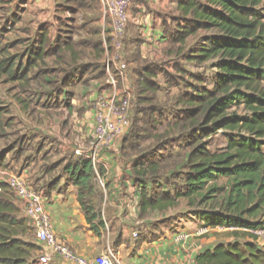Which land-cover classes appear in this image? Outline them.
<instances>
[{"label":"trees","instance_id":"16d2710c","mask_svg":"<svg viewBox=\"0 0 264 264\" xmlns=\"http://www.w3.org/2000/svg\"><path fill=\"white\" fill-rule=\"evenodd\" d=\"M59 1L72 16L100 4L98 0ZM176 12L172 18L174 31L166 30L165 34L169 35V45L177 48L171 52L169 46L167 55L179 58L182 46L204 33L185 62L197 66L209 63L214 73L209 82L190 74V80H186V72L177 62L173 66L177 75L171 74L165 65L147 60L137 69L128 68L134 103L120 154L124 159L136 157L128 176L137 193L135 215L142 221L152 213L162 214L184 203L186 213L201 227L222 229L230 240L198 253L194 264H264V244L257 243L250 233L264 226V0H178ZM68 19L67 29L61 32L62 27L59 28L57 48L44 34L46 28H41L25 54L24 63L20 56L6 55L7 51L0 48V78L7 83L24 82L32 70L46 66L48 57L54 58L56 69L60 68L61 89L67 87L70 73L84 77L92 70L96 72L94 79L105 78L104 66L77 64L86 58L83 52L82 56L79 54L82 48H92L101 56V40L73 41V22ZM82 26L87 27L86 23ZM92 34L99 35V30ZM122 43L125 57L138 64V32L133 30ZM159 75L168 87L184 90L174 99L178 112L173 116L172 130L162 133L158 129L166 114L157 100ZM8 125L0 110V139H7ZM172 133L182 138L183 153L175 160L170 157L171 162L166 165L155 154L161 148L165 151L168 143L173 142L168 140ZM218 134L225 139V147L210 151L208 141ZM25 142L24 136H16L0 149V171L9 168L8 155L12 154V161L24 157ZM146 143L149 146L144 148ZM168 149L172 156V148ZM44 173L50 178L36 180L35 185L41 187L35 190L49 198L52 194H66L69 187L75 188L88 228L100 238L106 231L96 203L101 199L98 179L106 174L103 165L70 154L47 167ZM20 211L12 192L0 183V264H35L40 247L33 242V230L19 218ZM121 235L117 234L114 246ZM155 239L158 238L140 235L134 243L139 248Z\"/></svg>","mask_w":264,"mask_h":264},{"label":"rangeland","instance_id":"374dc122","mask_svg":"<svg viewBox=\"0 0 264 264\" xmlns=\"http://www.w3.org/2000/svg\"><path fill=\"white\" fill-rule=\"evenodd\" d=\"M45 1L46 0H0V48L7 51L6 55L20 56L24 63L27 50L30 48L33 41L37 39V34L41 31L40 29L44 27L46 28L44 34L51 45L56 49V37L59 28L62 27L61 32L67 29L66 24L69 23V17L73 22L70 23L73 25L70 29V33L74 35L73 41L84 42L87 39L95 42L100 39L102 43L105 39L107 46L110 45L111 41L108 38L109 22L102 20V7L100 4H98L97 7L91 11L92 13L90 12L88 14L89 17L85 19L81 15L72 16L70 13H67L66 9L58 5L63 3L59 0H48L51 3V8H44L42 7L43 3L40 2ZM128 1L129 25L130 14L135 15L133 6L136 4L133 2L136 1ZM160 3H162L164 7L161 11L158 9L161 12L160 16L163 15L167 19L171 18V24L170 26L167 24L165 25L164 32L166 33L167 30V33L171 31L173 33L175 22L172 20L174 17V6L172 5V1L171 10L169 11V3ZM145 9L148 11L147 7ZM84 23H86L87 26L85 28L82 26ZM89 23H91L90 26ZM95 30H99V35L92 34ZM204 35L206 34L199 33L197 37L189 39L186 44L182 46V52L179 58L173 55L170 57L167 55V50L170 48L169 46H171V52H174L177 48L176 46L169 45L170 41H168L163 49L159 48L154 52L156 57L153 56L152 59L147 61L160 66L165 65L167 70L174 75H177V73H175L173 66L174 62H177L176 64L186 72L184 76L186 80H190V74L198 75L204 78L205 81L211 82L214 70L210 68L209 63L197 66L185 62V58L189 54V51L191 52L200 44V37ZM123 40L124 37L122 41ZM82 52L85 54L86 58L81 59L77 64L83 66L84 64L90 63L91 65L103 66L105 60L104 51L101 56H97L92 48L80 49L79 54L81 56ZM125 56L126 55H123V60L127 65L125 76L128 77L127 80L129 79L130 81L131 71L129 69L133 67L137 69L139 66H142V62L145 60L139 55V63L135 64L129 60L130 58L127 59ZM41 67L42 68H35L32 70L28 75V79L24 82L7 83L5 78H0V110L2 112V120L8 121L9 124V127L5 128L8 134L7 139H0V149L7 144V142L8 144L13 142L16 136H24L26 140L23 147V158L19 161L16 159L12 161V154L7 156L8 162H10L9 169L11 171L9 176L21 177L26 181L27 185H30L34 190H38L41 186L35 185V178H45V180H48L50 176L44 173L47 167L55 165L60 160L67 158L70 154L85 157L94 154V164L103 165L106 172L105 178H110V180H112V177L117 174L119 177H122V180L128 178L133 166L132 163L136 157L132 156L129 159H124L121 157L120 148L125 135L129 132L134 103L133 94H130V120H128V126L122 131L120 137L115 140L113 146L109 148L95 147L96 139L93 134L94 98L99 89H105L103 87L105 78L94 79L92 76H95L96 72L92 70H88V74L84 77L77 76L76 73H70V80L68 81L67 87L61 89L60 82L62 73L58 72L60 68L56 69L54 58L48 57L46 66ZM55 69L57 72H55ZM121 81L122 80H120L119 83L120 86ZM156 82L160 87V91L157 93V100L166 114V119L161 122L162 125L158 129L159 132L162 133L166 130H172V125L174 124L173 116L178 112V109L174 105V99L177 95L184 93V90L176 86L168 87L162 75L158 76ZM94 83H98L96 88H94ZM120 89L125 91V87ZM22 106H27V108H23ZM237 110L239 112L241 111L240 108ZM170 139L173 140V142L168 143L167 146L168 148H172V156H170L168 148H166L165 151H162L161 148V151L155 154L156 157L162 158L163 160L161 161L166 165H169L171 162L170 157L175 160L176 157L183 153V150L180 148L182 146V138L172 133L168 140ZM208 144L210 151H219L225 147V139L222 135L218 134L211 137ZM144 146V148H147L149 143H146ZM104 154L111 156V161L114 163H107L105 166V163L102 161ZM25 158L28 159L25 161L26 163L23 162ZM22 170H26L27 174L24 176L21 175ZM57 171L58 170H56V173ZM53 175H55V173ZM105 183L106 180L98 179L101 199L96 203L107 224L106 231L103 234L104 241L106 242L104 249H109L119 264H121V258L117 255V251L114 250V241L117 234H122L123 228L126 229L125 233H127L123 234H125L126 237L129 235L128 238L135 242L136 237L140 235L148 238L162 237L163 239L172 240L174 234L177 232L184 230L186 232L195 233L197 228L200 227V223L195 221L192 215L186 213L187 209L184 203H180L176 209L169 210L162 214L152 213L142 221L138 220V218L136 219V217L129 216V210L125 209L119 197L120 195H117L119 191L112 185L113 189L111 190L108 184L105 186ZM130 187L131 182L128 185V188ZM112 191H115L116 195L112 194ZM127 196L128 199H130V195ZM132 203L133 201L131 199L130 204L132 205ZM126 217H128L127 220ZM125 222L127 223L126 227ZM133 234L136 236H133ZM210 239H212V242L208 245L230 241L226 236V231L217 229L210 231L208 235L202 237L191 236L186 242L174 244L180 247L189 246V244H200L202 248H204L208 246L205 242ZM171 242H173V240ZM259 243L264 244V239L260 240Z\"/></svg>","mask_w":264,"mask_h":264},{"label":"crops","instance_id":"0c3cea01","mask_svg":"<svg viewBox=\"0 0 264 264\" xmlns=\"http://www.w3.org/2000/svg\"><path fill=\"white\" fill-rule=\"evenodd\" d=\"M133 1H136L133 2L134 4H136L135 6H133L135 15L130 14V24L126 29L124 38H130L132 31H137L141 38V43L139 45L140 56L144 60H149L152 59L153 56L156 57L154 52H156L159 48L163 49L169 41L168 35H166L164 32V28L166 24L170 26L171 18H168L170 20L169 21L163 15L160 16V11L164 9L162 3L160 2L169 3V11L171 10L172 1V5L174 6L173 16H175V3H177V0ZM40 3H43L42 7L44 8H51V3L48 0ZM58 5H61L64 9L67 7L63 3ZM146 7L148 8V11H146ZM91 11L92 10L90 9L84 13H81L80 15L83 18L87 19L89 17L88 14ZM102 20L104 21L103 17ZM90 25L91 23H89V26ZM132 69L136 68L133 67ZM127 78L128 77L125 76L124 79H122L121 86L125 87V92L127 91L131 94V79L129 81V79L127 80ZM122 83L125 85H123ZM96 85H98V83H94V88L97 87ZM121 86L120 88H122ZM103 157L104 158L102 161L105 163V166L107 165V163H114L111 161V156L104 154ZM4 172L6 173V175H9L11 173L9 168L4 170ZM26 172V170H22L21 175H26ZM105 177L102 179L106 180L105 186L108 184L111 190L115 186L116 190L119 191L117 195H120L119 197L122 201L123 206L125 207V209L129 210V216H132L134 218L136 217L137 219V216L135 215V210H137L135 205L136 190L132 185L130 188H128V185L131 181H129L128 178H124V180H122V177H119L118 174L114 175L112 177V180ZM36 180H39V178H35V181ZM121 185L123 190L121 189ZM76 192L77 191L75 188L69 187L66 191V194L64 195L52 194L49 198H46L45 209L50 216L53 232L56 238L59 241L63 242L65 245L69 246L76 254L80 255L81 257L86 259H93L105 251L104 247L106 245V242L104 241V235L99 238L89 230L84 215L77 202ZM112 194L116 195L115 191H112ZM127 195H130V199H128ZM131 199L133 201L132 205L130 204ZM15 203L20 206L16 199ZM19 218L22 219L33 230V227L30 225L28 219H26L22 211H20ZM127 219L128 217H126V220ZM126 226L127 223L125 222V227ZM125 230L126 229L124 228L122 229V235L114 248V250L117 251V255H119V257L121 258V264H185L188 259H193L198 253L202 252L205 249H212L214 245H216L214 243L208 245L212 242V239H210L205 242V244L208 246L204 248H202V245L200 244H189V246L180 247L171 242L172 240L163 239L161 237L153 241H146L139 248H136V244L134 243V241L128 238L129 235L126 237L125 234L127 233H125ZM33 242L40 247V244L36 241V238L33 239ZM38 251L36 252V257ZM51 264L72 263L65 262L56 257Z\"/></svg>","mask_w":264,"mask_h":264},{"label":"built area","instance_id":"2783aa9c","mask_svg":"<svg viewBox=\"0 0 264 264\" xmlns=\"http://www.w3.org/2000/svg\"><path fill=\"white\" fill-rule=\"evenodd\" d=\"M102 7V17L109 22L108 38L111 41L107 46L103 40L105 80L94 98L93 134L96 139L95 147L109 148L120 137L128 126L130 113V93L122 91L120 80L124 79L127 65L123 60L124 37L129 22L128 0H98ZM94 154L88 158L94 164ZM0 183L7 185L19 203L30 225L33 227L36 241L40 244L35 264H51L54 258H59L72 264H119L112 252L108 249L93 259H86L76 254L69 246L59 241L52 229V223L45 209L46 198L42 192L34 190L21 177H12L0 171ZM212 231L205 227H198L195 233L184 230L174 234L175 244L186 242L191 236L202 237ZM257 238V243L264 239V226L250 231ZM133 236H136L133 234ZM186 264H194L189 259Z\"/></svg>","mask_w":264,"mask_h":264}]
</instances>
